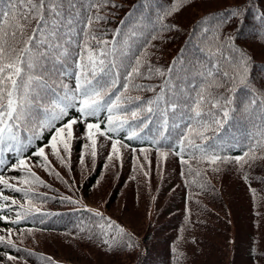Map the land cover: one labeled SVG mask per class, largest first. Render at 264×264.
Masks as SVG:
<instances>
[{
	"label": "trees",
	"instance_id": "trees-1",
	"mask_svg": "<svg viewBox=\"0 0 264 264\" xmlns=\"http://www.w3.org/2000/svg\"><path fill=\"white\" fill-rule=\"evenodd\" d=\"M11 3L14 0H0V12H8ZM72 3L74 7L65 0L60 42L66 43L73 54L87 39L88 17L97 11L105 19L94 21L92 31L115 42L117 67L105 79H116L112 92H123L125 97L112 115L125 114L130 123L124 124L125 131L109 135L127 147L118 144V152L109 160L111 141L97 137V155L93 158L85 126L77 124L74 130L79 138L71 141V155L64 163L46 149L53 169L49 171L40 165V158L32 154V160L28 161L30 169L34 162V171H43L49 178L36 192L28 191L27 196L0 185V192L10 199L20 200L18 205H23L12 206L11 212L2 210L9 220L0 227V236L11 239L15 247L0 243V263L2 257H6L4 254H11L18 260L4 259L2 264H103L98 262L110 261V258L117 264H264V161L242 169L234 162L213 165L206 159H190L189 164H181L180 158L171 152L161 157L153 144L163 133L166 139L161 147L168 152V145L178 140L189 123L185 105L191 103L201 85L212 79L209 72L216 76L227 69L228 61L239 55L237 49H243L251 58L250 87L239 88L232 94L229 117L218 132L206 133L213 139L203 143L209 145V151L215 149L219 155L231 158L242 155L252 142L262 139L264 21L259 17L264 14V0H72ZM93 3L99 4V9L90 7ZM173 8L178 10L165 15ZM235 8L243 9V23L235 19L223 23ZM116 29L120 30L119 35ZM228 37L233 38L231 42ZM92 46L95 47L94 41ZM138 56L142 57L141 75L134 77L124 92L127 72ZM53 64L68 73L64 80L74 86L71 59L62 66L50 57L48 67L52 68ZM149 65L164 71L172 66L173 71L165 77L150 75ZM165 80L168 84L165 99L159 102L160 108L170 101L180 104L175 111L169 108L166 125L161 111L148 114L141 111L147 104L126 99L139 96L143 101L152 100ZM135 85L143 88L138 90ZM216 91L224 93L222 88ZM47 98H53L51 91ZM253 99L256 103H252ZM134 111L138 113L136 117L131 115ZM213 111L220 115L219 111ZM206 113L207 109L203 117L207 120ZM78 115L76 109H69L65 120ZM108 115L103 108L98 117L90 119L92 122L98 119L103 130ZM146 116L147 126L144 127L141 121ZM56 126L59 127L57 123ZM132 131H136L138 137L129 140ZM18 135L25 146L21 154H25L31 145L35 144V152L37 147L47 144L50 130L45 129L39 138L33 137L30 130ZM196 143L202 141L197 139ZM84 145L89 147L84 148ZM61 155L67 157L68 154L62 152ZM195 155L199 157L200 153ZM184 158L189 159L188 151ZM24 172L27 171L20 169L0 176L18 188L30 189L22 184ZM109 180L114 184L109 190L99 192L101 200L90 201L88 193L98 192L94 190L99 184ZM251 189H255V194ZM140 204L145 205L142 211H145V222L131 215V210H138ZM37 208L39 211H35ZM16 212H20L22 218L13 223ZM96 212L102 213L103 218L95 215ZM125 214L132 216L139 226L128 221ZM58 217L65 220L58 223L55 220ZM109 219L115 222L112 228L107 225ZM119 228L124 232L120 233ZM8 229L12 230L10 236ZM112 237H116L118 245L115 254L108 252L102 243L103 240L111 242ZM53 240L58 241L51 243ZM46 242L53 246L62 242L77 249L71 253V256L75 254V259L55 253L56 249L52 251L44 244ZM86 259L90 263H86Z\"/></svg>",
	"mask_w": 264,
	"mask_h": 264
},
{
	"label": "snow or ice",
	"instance_id": "snow-or-ice-1",
	"mask_svg": "<svg viewBox=\"0 0 264 264\" xmlns=\"http://www.w3.org/2000/svg\"><path fill=\"white\" fill-rule=\"evenodd\" d=\"M64 4L65 0H14V3L10 4L8 12H0V17H2L0 19V153L13 151L20 155L25 146L18 135L19 132L30 130L33 137L39 138L45 129H49L50 138L47 144L37 147L33 153L34 156L40 158V165L49 171L53 169L46 149H50L51 154L64 163L71 155V141L74 138H79L74 130V125L77 124L85 126V137L91 141L93 158L97 155V137H104L111 141L112 153L108 156L109 160L113 158V154L118 152V144L121 147H127L119 140H113L109 135V133L118 132L127 121L112 115L121 107V101L125 97H123V92L120 94L112 92L117 84L116 79H105L106 76L112 75V69L117 67L115 42L103 39V34L98 36L92 31L94 21H101L105 17L100 15L99 11L88 17V31L85 33L87 39L79 45L80 50L73 54L66 43L60 42L61 30L64 27L62 23ZM68 4L70 7H74L72 0H68ZM90 7L99 9L100 5L93 3ZM177 10V8H173L165 15H171L173 11ZM243 14V9L235 8L223 23L233 19L243 23ZM259 18L264 21V14H261ZM115 32L119 35L120 30L116 29ZM155 38L154 36L153 39ZM227 39L231 42L233 38L228 37ZM93 41L95 47L92 46ZM237 51L239 55L228 61L226 70L218 72L216 76H213L211 72L208 73L212 79L201 85L191 103L185 105L189 112V123L178 140L174 144L168 145V152L163 151L161 147L162 141L166 139L163 133H161L160 139L153 141V144L157 146L156 151L161 157H166L171 152L180 158L181 164H189L190 159H206L213 165L234 162L241 169L245 165L251 168L258 161H264V151H258L264 149V133H262V139L250 145L242 155L231 158L219 155L215 149L209 151V145L203 143L213 139L206 133L209 131L218 132L229 117L232 94L239 88L250 87L249 63L251 58L243 49H237ZM50 57L53 61L61 62L62 66L71 59L74 68L71 73L74 86L65 82L64 77L68 75L66 71L56 69L54 64L52 68L48 67ZM141 62L142 57H136L135 65L131 66V70L127 72L126 81L128 82L123 84L124 92L129 89L130 82L134 77L141 75ZM145 63L147 62L145 61ZM147 71L150 75L165 77L171 74L173 67L169 66L167 71H164L149 65ZM167 84L168 81L165 80L160 92L152 100L143 101L139 96L126 97V99L147 104L148 106L141 111L148 114L157 110L161 111L165 117L166 125L169 108L173 111L180 108V104L176 101H170L164 108H160L159 102L165 99ZM134 87L138 90L143 88L142 85ZM221 88L224 89V93L216 91ZM57 90L59 94H57ZM148 90L155 91L154 88ZM49 91L53 93L51 99L47 98ZM113 95H115V99H112ZM262 95H264V91H262ZM252 103H256V100L253 99ZM72 108H75L79 115L65 120L68 117L69 109ZM103 108L107 109L109 115L107 116V125L102 130L101 122L98 119L96 122H92L90 118L98 117ZM205 109H207V120L203 118ZM213 110L219 111L220 115L218 116ZM131 115L136 117L138 113L134 111ZM147 119L146 116L141 121L144 127L147 126L145 122ZM115 121H119V123H115ZM57 122L59 127L56 126ZM137 137L138 133L132 131L128 139ZM197 139L202 143H196ZM28 143L31 144V139L28 140ZM83 147L88 148L89 146L84 145ZM132 151L135 152V149ZM141 151L146 152L147 150L141 149ZM186 151L189 152V159L184 158ZM62 152L67 153V157L61 155ZM196 152L200 153L199 157L195 155ZM83 163V156H81V164ZM17 167L25 169L29 176L35 178L36 182L43 183L31 171L29 163L25 159L21 158L18 160V164L13 165V168ZM216 170L218 171L219 168L217 167ZM199 174L197 172V175ZM56 175L59 177V173ZM244 179L247 181V174ZM23 183L29 184L30 182L24 180ZM0 185L11 188L13 191L24 192L25 196L30 190L18 188L2 176H0ZM251 191L255 194V189H251ZM0 199L5 202L0 204V211L4 209L11 211L12 206L23 207V205H18L15 199L4 195L3 192H0ZM65 199L70 198L65 197ZM35 211H39V209L37 208ZM95 215L103 218L100 212H96ZM21 218V213L16 212V220L12 222L17 223ZM8 219L7 215H0V220L7 221ZM114 223L110 219L107 221L109 228H112ZM6 231L10 236L12 230ZM119 232L123 233L124 229L119 228ZM4 242L15 247L11 239L6 240V237L0 236V243ZM102 243L107 246L108 252L113 254L117 252L116 237H112L111 242L103 240ZM128 247L131 245L129 244ZM5 255L7 261L18 260L16 256Z\"/></svg>",
	"mask_w": 264,
	"mask_h": 264
},
{
	"label": "rangeland",
	"instance_id": "rangeland-1",
	"mask_svg": "<svg viewBox=\"0 0 264 264\" xmlns=\"http://www.w3.org/2000/svg\"><path fill=\"white\" fill-rule=\"evenodd\" d=\"M190 12H191V10H190ZM185 14V13H184ZM113 176H115V178H116V175L115 174H112ZM111 180H109V182L107 181V182H105V183H101V184H99L100 186L98 187V188H96V190H94V191H98V192H93V190H91V192H89L88 193V195H87V197H88V199L90 200V201H92V202H94V203H98L99 202V200H101V198H102V194L101 193H99V192H101V191H103V190H105L106 188H107V190H109L110 188H111V184L113 185L114 183H112V182H110ZM236 183V182H235ZM106 190V191H107ZM138 206H141V207H138V210L136 209V208H134V209H132L131 210V215H133L136 219H138V220H142L143 222H145V219H144V212H142L143 211V209H144V207H145V205L144 204H140V205H138ZM141 213H142V215H141ZM140 217V218H139ZM125 218L128 220V221H130L131 223H134V224H136V225H138L139 226V224L138 223H136L135 221H133L134 219H133V217L132 216H130V215H127V214H125ZM139 229H141V225H140V228ZM54 242H51V243H55V242H57L58 240H53ZM47 247H49L52 251H54V249H56V251H55V253H59V254H61V255H63V256H68V258L69 259H71V260H74L75 258L73 257V256H71V253H73V252H76L77 251V249H73V248H70V247H68V245H65L64 243H62V242H60V244H58V243H56V246H53V245H51L50 244V242H46V243H44ZM75 250V251H74ZM78 260H80V259H78ZM87 262H89L90 263V260L88 261V259H86V263ZM98 263H103V264H117V261H112L111 260V258H110V261H105V260H101L100 262H98Z\"/></svg>",
	"mask_w": 264,
	"mask_h": 264
}]
</instances>
